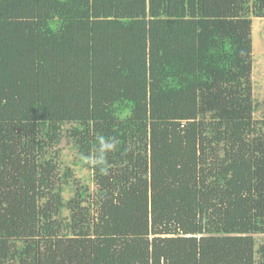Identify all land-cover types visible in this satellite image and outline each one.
<instances>
[{"label":"trees","instance_id":"16d2710c","mask_svg":"<svg viewBox=\"0 0 264 264\" xmlns=\"http://www.w3.org/2000/svg\"><path fill=\"white\" fill-rule=\"evenodd\" d=\"M252 18L264 0H0V264H264Z\"/></svg>","mask_w":264,"mask_h":264},{"label":"rangeland","instance_id":"374dc122","mask_svg":"<svg viewBox=\"0 0 264 264\" xmlns=\"http://www.w3.org/2000/svg\"><path fill=\"white\" fill-rule=\"evenodd\" d=\"M252 45H253V97L256 109L255 119L264 117V18H252ZM62 151L61 162L64 167H70L74 176L81 182L87 183L91 190L94 186L90 183L91 174L82 166L70 144L63 140L59 146ZM66 197H68L66 195ZM261 236H256L259 240Z\"/></svg>","mask_w":264,"mask_h":264}]
</instances>
